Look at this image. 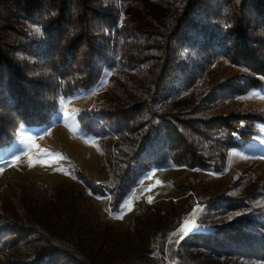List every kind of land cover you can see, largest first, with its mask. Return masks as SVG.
<instances>
[{
  "label": "trees",
  "instance_id": "trees-1",
  "mask_svg": "<svg viewBox=\"0 0 264 264\" xmlns=\"http://www.w3.org/2000/svg\"><path fill=\"white\" fill-rule=\"evenodd\" d=\"M222 58L242 73L214 86L210 74ZM106 68L140 93L80 120L91 135L116 140L111 182L99 189L89 182L116 212L152 167L171 161L219 170L218 154L226 159L250 139L261 116L210 112L218 100L264 85V0H0V147L21 123H50L63 94L95 88ZM244 192L201 201L212 229H194L180 242L182 264H205L204 256L264 262L257 204L264 193ZM51 193L3 202L0 264H166L143 217L117 231L80 213L68 191Z\"/></svg>",
  "mask_w": 264,
  "mask_h": 264
},
{
  "label": "rangeland",
  "instance_id": "rangeland-1",
  "mask_svg": "<svg viewBox=\"0 0 264 264\" xmlns=\"http://www.w3.org/2000/svg\"><path fill=\"white\" fill-rule=\"evenodd\" d=\"M126 13H134V9L129 8ZM240 73L241 69L222 58L212 69L209 81L215 86L218 82L233 80ZM134 79L142 83L139 76ZM261 79L264 81V77ZM139 94V88L132 89L129 82L121 80L114 69L106 68L95 88L63 94L59 110L50 123L43 126L19 124L11 142L0 147V213L4 212L3 202L18 198L21 193L39 192L44 197L53 191L59 194L65 190L76 198L80 213L97 217L103 226H115L117 231L134 228L139 218L143 217L151 223L149 230L157 231V234H152L155 236L152 246L156 255L166 264H182L180 242L194 229H212L213 223L205 218L202 200L228 192L241 194L244 190L245 194L256 189L264 193L263 85L262 88L248 89L236 100H218L217 106L210 112L227 117L239 112L262 117L253 122V133L246 143L241 141L242 146L229 151L226 159L223 151L218 154L219 170L192 169L171 161L163 167L154 166L143 175L140 185L115 212L110 196L96 193L91 187L99 189L111 182L113 174L110 165L113 163L112 149L116 140L110 134H101V137L91 135L82 127L80 120L89 116L94 118V110L120 102L122 97H138ZM245 126L246 123H243L242 127ZM140 169L138 167L136 173ZM241 181L251 184L240 188ZM13 204L16 202L13 201ZM257 204L264 208V195L260 196ZM178 219L181 224L169 234L163 236L159 233L174 226ZM231 219L230 215L216 221L226 224ZM185 223L192 228L191 231L185 229ZM204 257L205 264H264L260 260L227 258L219 261L213 260L212 256Z\"/></svg>",
  "mask_w": 264,
  "mask_h": 264
},
{
  "label": "snow or ice",
  "instance_id": "snow-or-ice-1",
  "mask_svg": "<svg viewBox=\"0 0 264 264\" xmlns=\"http://www.w3.org/2000/svg\"><path fill=\"white\" fill-rule=\"evenodd\" d=\"M185 229H187V231H191L192 230V228H190L187 223H185Z\"/></svg>",
  "mask_w": 264,
  "mask_h": 264
}]
</instances>
